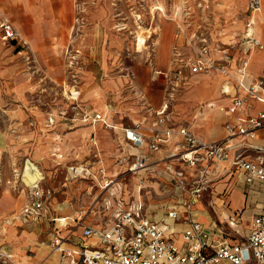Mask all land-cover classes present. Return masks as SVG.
<instances>
[{"label": "rangeland", "instance_id": "1", "mask_svg": "<svg viewBox=\"0 0 264 264\" xmlns=\"http://www.w3.org/2000/svg\"><path fill=\"white\" fill-rule=\"evenodd\" d=\"M219 1L225 4L222 6H226L232 18L226 21L221 6L215 4L218 13L223 12L210 21L215 27L213 39L218 41L212 48L216 57L220 56V52L215 47L221 42L233 46L231 50L234 51L240 48L243 25L253 13L248 8V0ZM195 3L196 0H48L45 5H37L38 12L47 8L51 13L62 15L63 19L58 22L68 29L64 36L28 38L22 34V46L8 42L2 36L1 44L11 47L21 63L15 72L21 77L18 82L7 88L0 79V209H3L0 211V226L8 224L6 220L9 218L15 221L11 241L14 251H19L16 259L21 258V261L18 264H31L34 255L42 253V248H50L45 238L46 231L41 230L43 224L37 220L49 217L45 210L51 198L45 202L44 214L36 219L37 222L21 221L18 214L23 192L13 181L15 163L19 164L31 154L40 166L49 168L53 164V150L48 144L57 145L60 141H64V148L68 149L64 154L66 159L93 161L89 135H94L100 125L105 129L110 127L102 121L79 123L91 127H87L86 133L73 137L67 131L80 122L75 119L77 108H74L73 102L79 103V109L102 114L111 125L140 126L144 123L148 109L157 108L167 101V98L164 99L167 86L165 82L161 83L160 76L163 75L159 68L167 59L170 41L166 36L173 25L171 21L175 24L177 12L181 14L188 4L191 14L198 12ZM156 5H161L163 10ZM67 15L71 16V20L65 19ZM52 23L57 22H42ZM260 24L264 29V20ZM164 25L168 27L167 32ZM261 29L256 28L257 36ZM139 30L147 34L141 50H137L135 39ZM49 39L51 42L45 43ZM255 50L259 49L251 48L248 56ZM203 73L196 77L199 83L214 85L215 97L192 101L190 93L195 87L184 89L183 85L177 94L185 92L190 104L186 105L183 100H168L167 109L171 111V116L174 115L173 118L190 122L193 113L190 109L195 106L206 105L212 108L211 113L219 108L216 99L217 73L222 75V72L212 68ZM4 91L15 94L16 98L13 101L2 100ZM73 91H77L78 95L75 100L72 98L76 94H72ZM188 93L189 96H186ZM209 102L211 106L207 105ZM28 109L35 113L37 125L32 116L25 117L28 116ZM49 118L53 119L51 125L47 124ZM94 126L95 129L92 128ZM174 191L169 186H163V195L156 201L164 202L167 207L172 197H177ZM20 198L21 202L18 201ZM70 198L77 201L78 207L83 201L82 196ZM56 199L61 200L62 196ZM150 200L153 201V198Z\"/></svg>", "mask_w": 264, "mask_h": 264}, {"label": "crops", "instance_id": "2", "mask_svg": "<svg viewBox=\"0 0 264 264\" xmlns=\"http://www.w3.org/2000/svg\"><path fill=\"white\" fill-rule=\"evenodd\" d=\"M47 1L48 0H0V17H8L20 33L28 38L64 36V32H67L68 29L64 28L60 22H58L63 19L62 15L59 13H51L47 8H45L43 12H38L37 5H45ZM215 4L221 6V9L224 11V14L223 12L222 14L225 16L226 21L232 18L226 6H222L225 4H222L219 0H210L207 1L201 10L197 9L198 12H193L192 26L190 28L185 27L184 32L177 33V26L182 22L181 14L178 12L175 16V24L171 21L173 24L171 30L168 31V27L164 25L165 31H168L166 37L167 41H170V45L168 46L169 50L167 59L164 62L165 64L163 63V67L159 68L161 72L169 70L171 67L170 54L172 44L177 43L181 45L187 53L193 52L192 46L187 42L186 38L189 32L194 28V25L198 22L201 23L199 32L205 38L206 43L211 49L210 55L216 58L212 48L218 41L213 39V29H215V27L211 25L210 21L214 20L217 14H222L218 13L219 11L217 8H214ZM260 10L249 14L248 18L251 17L253 21L252 34L259 38L264 44L261 38H264V29L260 27V23L264 20V0H261ZM65 19L71 20V16L67 15ZM48 21L57 23L42 24V22ZM246 22L243 25L242 32ZM256 28L261 29L259 34L261 37L257 36L258 33L256 34ZM227 30L230 31L229 28ZM1 34L0 79L2 84L8 88L21 79V77L15 74L21 63L17 61L16 52L12 51L11 47H4L1 44ZM189 39L192 40V43L198 41L197 38L190 37ZM50 42L51 40L49 39L46 40L45 43L48 44ZM224 43L225 42H221L219 45ZM230 55L232 56L230 63L231 78L223 72L222 75L217 73L219 81L218 85L215 83V89L217 85L216 99L218 100L217 105L219 104V110H214L213 113H211L210 110L212 108L206 105L199 108L193 105V107H195L194 109H190L193 112L190 122L188 120L181 121L173 118L174 115L171 116V111L167 108L164 114L158 115L156 112L162 107L163 103L157 108L151 107V109L146 111L148 115H145V122L137 127L138 132L149 138L155 134H162L168 129L172 131L170 139L163 143L158 150L150 151L146 146L136 147L132 145L124 136L123 128L125 126L116 124L112 125L110 128L107 127L108 129L100 125L98 131H95L94 138L96 144L89 143V151L92 149L93 161L82 159H80V161L79 158H77L79 162H83L91 170L92 175L90 176L71 177L68 175L65 164L70 162V160L66 159L64 156L68 150L64 148V141H60V144L57 145H54V143L48 144V147L53 150V152H51L53 164L49 168L40 166L38 161H36L31 154L28 156L44 174L43 179L40 181L41 185L50 187L53 190L48 209L46 208L45 210V214L49 217L37 220L43 224L41 230L46 231L45 238L48 240L47 244L50 248H42V253L39 252V254L37 253L34 255L31 264H65L67 258L51 247L50 241L55 234H59L63 238L64 247L77 248L82 240V228L84 225L102 226L110 223L109 211L103 208L101 196L99 194L100 188L98 187V179L100 178V172L98 168L100 165L104 167L106 176L114 175L119 177V180L122 182L120 195L124 200L128 201L133 198H141L143 211L146 215L169 224L171 231L168 230L167 235L175 239L177 243H180V232L187 227L190 219H195L203 223L207 227L209 233L214 236H226L231 241L242 240L247 235L252 218L259 210L262 202V186L258 182H253L251 184L246 183L243 179V175L231 165V159L236 154H240L244 159L254 160L257 155L262 154V152L254 146L264 147V125L258 128L253 136L236 135L231 137L234 146L228 153L229 158L211 164L209 174L210 180L207 183V188L203 190L200 196L193 202L189 201V188L194 180L197 179V170L179 161L174 156V148L176 147L177 140H179V134L177 133L179 127H186L202 142L220 140L228 135L224 127L226 121L236 120L237 114L254 115L258 111L264 109V103L256 101H251L238 113L229 114L225 109H222V107H226L231 102V96L234 92V80L232 76L236 74V66L243 53L237 49L235 51L231 50ZM201 74L204 73L202 71L189 73L186 70L184 72L185 81L176 88H171L167 79L160 76L161 83L163 84L165 82L167 86V90L164 91V99L167 98V95H171L172 100H183L186 102V105L190 104V102H188L189 100H186L184 95L185 92L183 94H177V90L183 88V85H185L184 89L195 87L190 93V98H193L192 101H194V99L203 100L214 98L216 95L214 85L210 84L207 86L206 84L199 83L200 80H198L196 76ZM263 74L264 47L255 50L248 56V65L244 81L248 82ZM8 93L9 92L4 91L1 99L4 101H13L16 95ZM186 96H189V93L186 94ZM211 104L212 103L209 102L207 105L211 106ZM28 111V114L26 113L28 116L25 117L32 116L34 123L37 125V118L34 117L35 113L33 114V111L30 109H28ZM177 111L179 112V109ZM161 116L164 117L163 121H159ZM79 123L82 122H78L76 127H72L67 131L72 133L73 137L86 133L87 127H91L89 125L86 126L87 124ZM92 128L95 129V126ZM90 132L91 131H89V133ZM91 135L92 134L89 135V139ZM58 152L62 154L61 157H58ZM135 155H143L146 165L130 171L129 166L133 162ZM167 165L169 168L166 167ZM177 170L182 172L183 177H177L175 175L174 172ZM5 176V173H3V177ZM180 179H183V182L179 183L178 180ZM139 186L141 189L138 192ZM163 186H169L171 191L178 189L174 191L177 193V197H172L170 202L167 201L169 203L167 207H165L164 202L156 201L159 196L163 195ZM56 189L58 190L56 191ZM19 190L23 192V205L26 189L21 185ZM57 196H62V199L57 200ZM79 196H82L83 201H81V203L79 202L80 206L78 207L77 201L70 197L77 198ZM150 198H153V201H151ZM18 201L21 202V198L18 199ZM187 203L190 204L189 207L186 206ZM172 208L177 211L175 218L167 216V212ZM0 211H3V209H0ZM6 221L8 224L3 225L4 227L0 226L3 232L2 248L18 258L17 253L19 251H14L11 241V238H13L12 232L14 231L13 225L15 221L8 219ZM37 221L35 219L33 222ZM28 222L32 223V220ZM45 250L47 252H45ZM18 261H21V258L18 259Z\"/></svg>", "mask_w": 264, "mask_h": 264}, {"label": "built area", "instance_id": "3", "mask_svg": "<svg viewBox=\"0 0 264 264\" xmlns=\"http://www.w3.org/2000/svg\"><path fill=\"white\" fill-rule=\"evenodd\" d=\"M209 0H196L198 8L201 10L204 3ZM190 5H186L182 10V22L177 26V33L184 32L185 27L192 26L193 14ZM248 8L252 12L261 9V0H248ZM138 19L139 16H138ZM251 17L247 19L245 28L241 34V45L239 50L243 53L236 66L234 74V92L231 102L226 107H222L229 114L238 113L251 101L264 103V74L253 78L248 82L244 81L246 68L248 65V51L251 48H263L261 40L252 34ZM0 28L2 36L8 42L22 46L23 36L20 31L6 17H0ZM201 23L198 22L189 32L186 40L192 46L193 52L187 53L184 48L174 43L171 46L170 69L160 71L167 79L171 88H176L185 81L184 72L189 73L206 72L212 68H217L231 78L230 63L232 60L230 44H221L215 47L220 52L219 57H211L210 47L205 38L199 32ZM197 38L198 41L192 43L189 39ZM244 48V49H242ZM76 93V94H75ZM72 98L75 100L77 91ZM172 98L167 95V101ZM165 101L162 107L156 112L158 115L164 114L168 107ZM76 110L75 119L82 123L102 121L108 127L104 116L100 113H90L78 108L77 102H73ZM163 116L159 121H163ZM53 119L47 122L51 125ZM32 123V121H30ZM264 125V109L256 114H237L236 120L226 121L224 127L228 135L220 140L202 142L186 127H179L177 140L174 148V156L179 161L194 167L197 170V179L189 188V201L196 200L201 192L207 188L209 182L210 166L219 160L228 159V153L234 146L232 136H253L255 131ZM137 125L125 126L123 133L125 138L134 146H146L150 151L158 150L163 143L171 136V129L165 130L162 134H155L149 138L142 135L137 130ZM91 144H96L94 135L90 136ZM262 154L256 159H244L240 154H236L231 159L233 165L242 175L246 183L258 182L262 186V202L259 210L253 216L247 235L238 241H231L226 236H214L209 233L207 227L195 220L190 219L189 224L180 232V243L167 235L171 228L168 223L154 218H150L143 211V205L139 198L128 201L120 195L122 182L118 176H106L104 167L98 168L100 178L98 187L100 188L101 202L104 209L109 211L110 223L102 226L84 225L82 228V240L77 248H67L63 245V238L55 234L50 241L53 250L60 252L67 258L65 264H264V147L254 146ZM61 157L60 152L57 153ZM31 169L36 168V163L30 157H24L13 167V176L18 187L21 185L26 189L25 201L21 206L18 217L21 221L28 222L41 217L44 214L45 202L52 195L50 187H44L40 181L44 174L39 169V175L35 180L26 182L24 173L26 165ZM1 165V154H0ZM67 173L71 177H86L92 175L91 170L77 160L65 164ZM146 165L143 155H135L129 166V170H136ZM169 168V166H166ZM177 177H183L181 171L174 172ZM179 183L183 179L178 180ZM141 187H138V192ZM189 203L186 204L189 207ZM176 209L172 208L167 212V216L175 218ZM62 219V218H60ZM163 219V218H162ZM3 232L0 229V264H15L13 254L6 252L3 248Z\"/></svg>", "mask_w": 264, "mask_h": 264}, {"label": "bare ground", "instance_id": "4", "mask_svg": "<svg viewBox=\"0 0 264 264\" xmlns=\"http://www.w3.org/2000/svg\"><path fill=\"white\" fill-rule=\"evenodd\" d=\"M156 8L163 10V7L161 5H156ZM261 11V10H260ZM139 28H141V26H138ZM252 30V28H251ZM147 34H145L143 31H137L136 35H135V39H136V48L137 50H141L143 48V45L145 43V38H146ZM76 91H73V93ZM39 175V168H33L31 169L30 165H26V170L24 173V179L26 182H31L33 180L36 179V177ZM14 216L11 217V219ZM10 220V218L8 219ZM14 257V256H13ZM13 260L15 261V263H19V261H17L18 259H16V256L13 258Z\"/></svg>", "mask_w": 264, "mask_h": 264}, {"label": "water", "instance_id": "5", "mask_svg": "<svg viewBox=\"0 0 264 264\" xmlns=\"http://www.w3.org/2000/svg\"><path fill=\"white\" fill-rule=\"evenodd\" d=\"M12 43H14V41Z\"/></svg>", "mask_w": 264, "mask_h": 264}]
</instances>
